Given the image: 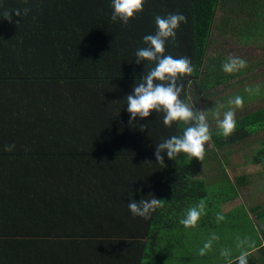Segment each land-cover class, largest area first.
I'll list each match as a JSON object with an SVG mask.
<instances>
[{
	"label": "trees",
	"instance_id": "1",
	"mask_svg": "<svg viewBox=\"0 0 264 264\" xmlns=\"http://www.w3.org/2000/svg\"><path fill=\"white\" fill-rule=\"evenodd\" d=\"M112 13V0H0V264H238L239 252L264 237L263 207L250 209L256 220L244 205L225 210L246 183L233 181L222 164L212 183L196 176L206 153L203 162L164 153L160 165L156 144L190 125L165 126L155 111L131 121L126 97L154 66L135 63L136 50L147 47L143 37L156 33L157 15L174 13L188 22L166 42L165 55L188 57L194 68L178 81L181 99L205 111L204 100L227 97L219 87L229 90L253 70L246 59L245 68L224 72L231 54L214 33L253 42L264 31V0H145L127 25L113 22ZM213 45L219 55L209 54ZM244 92V103L259 97ZM233 107L227 103L223 113ZM236 121L228 137L210 127L215 158L228 163L219 152L231 148L232 157L256 144L251 163L264 168V106ZM149 194L163 207L148 220L134 217L128 203ZM202 200L197 226L185 228L180 220ZM213 235L211 250L199 255ZM247 261L259 264L251 254Z\"/></svg>",
	"mask_w": 264,
	"mask_h": 264
},
{
	"label": "clouds",
	"instance_id": "2",
	"mask_svg": "<svg viewBox=\"0 0 264 264\" xmlns=\"http://www.w3.org/2000/svg\"><path fill=\"white\" fill-rule=\"evenodd\" d=\"M145 0H112L113 13L111 20L113 22H122L127 25L130 19L135 18L137 13L143 11ZM27 9L24 14H27ZM16 16H21L19 9L15 10ZM2 17L11 21L10 13H3ZM157 31L155 34L145 35L144 43L147 47L138 48L135 52V63L140 64L142 61L150 62L154 66L145 72L143 79L137 82L133 87V93L126 97L127 111L130 113L131 121L137 117L141 119L149 117L153 111L164 113L163 123L171 127L173 122H185L189 124L180 136H171L156 144L155 158L160 165L164 164V153L169 159H174L181 153L197 158L203 162L206 145L212 139L210 126L207 122L206 111H197L188 103L181 99L184 91L183 83H178L182 77L191 76L194 72L192 61L188 57L174 58L171 55H165L166 42L175 39L176 32L181 23L186 24L187 17L181 13L169 14L167 17L157 15L155 17ZM247 66V61L239 57H229L222 65L226 73L239 71ZM249 93L259 91L257 87L246 89ZM234 105L233 108L223 113V119H220L219 108L223 105L216 106L215 116L217 117L218 127L224 137L232 135L237 128L236 108H243L244 99L236 96L229 101ZM130 121V122H131ZM143 127L141 130H143ZM15 146H6V151H12ZM149 198L136 201L133 199L128 203V209L134 217H141L145 220L151 218L158 208L163 207V200L149 194ZM206 208L203 200L198 206L188 209L186 216L180 220L185 228H194L197 226L201 215ZM223 215H218L217 220L222 221ZM218 237L213 235L204 246L199 250V255L204 256L212 248V241ZM221 255L228 257L230 252L222 250ZM249 253H242L237 259L238 264H248L247 256Z\"/></svg>",
	"mask_w": 264,
	"mask_h": 264
},
{
	"label": "rangeland",
	"instance_id": "3",
	"mask_svg": "<svg viewBox=\"0 0 264 264\" xmlns=\"http://www.w3.org/2000/svg\"><path fill=\"white\" fill-rule=\"evenodd\" d=\"M226 14V12L221 11L218 15L217 23H221L222 16ZM262 24V23H260ZM263 27V26H262ZM260 27L256 32L261 34L258 36H255L257 38L253 42H247L243 39H240V41H234L233 38L229 37H221L219 33H214L215 37L214 40H216L218 43H221V46L223 45L227 50H224L226 52H229L232 56L239 57L242 59H249L248 60V66L251 67L253 71H250L248 73H244L242 76H240L237 79H234L230 82V89H227V86H220V91L226 92L227 97L224 99L220 98L217 100L215 98L204 100L203 105L205 106L206 115H211L212 121L214 125H218L217 118H215L212 115L213 111H216V106L218 105L217 102L219 101L223 107L219 108V112L221 116L220 119H223V110L224 107H227V103L229 104V101L233 99L238 95V92H241V90L252 88L255 90L257 87L259 88V91H253L251 94H255L256 96L259 94V97L261 96V92L264 91V31L263 28ZM236 42V43H235ZM219 45H213L210 49V55L215 56L219 55L220 52ZM248 67V68H249ZM243 69V68H242ZM237 92V93H236ZM247 92V93H246ZM244 92L243 94H246V97L249 96L248 91ZM244 99V95H242ZM257 97L256 100L247 101V103H244L243 108H237V110L240 112L236 118L242 116L244 112L246 111H254L259 107L264 106V97L259 98ZM194 98H191V101ZM216 100V101H215ZM215 101V102H214ZM195 102V101H194ZM201 102V101H200ZM218 102V103H219ZM196 103V102H195ZM226 105V106H225ZM195 108L198 107L197 104L194 105ZM230 108H228L229 110ZM213 110V111H212ZM227 110V111H228ZM209 125L212 127L213 125ZM213 125V126H214ZM263 137V135H262ZM258 138H253L250 142H255ZM256 144L252 145L251 147L247 148L245 145L243 147H236L241 148L238 149V153H235L234 156L231 157V148H226L224 150L225 154H222V152H219L223 157L228 156V163H222L220 162L219 157L215 158L214 152H213V144L211 141L207 142L206 147V155L207 158L203 162L204 167H200L199 165L195 168V174L198 177H201L205 179L208 183H212L215 178L222 175V173H218L217 168L220 164L224 166V169L226 171V174L229 175L231 178H233V181L235 178H240L243 183H246L243 185L240 190V197L235 200L234 202L228 204L224 207L225 210H230L238 205H244L247 210L256 206H263L264 205V168L261 165H253L252 159L254 157L253 150L256 148ZM229 153V154H227ZM230 155V156H229ZM238 166V167H234ZM213 190V189H212ZM214 191V190H213ZM212 191V192H213ZM264 207V206H263ZM263 210V208H262ZM250 217L254 220H256L255 213H251Z\"/></svg>",
	"mask_w": 264,
	"mask_h": 264
},
{
	"label": "crops",
	"instance_id": "4",
	"mask_svg": "<svg viewBox=\"0 0 264 264\" xmlns=\"http://www.w3.org/2000/svg\"><path fill=\"white\" fill-rule=\"evenodd\" d=\"M263 206H261V207H263ZM250 209H252V208H250ZM250 209H248L249 215L252 213V211H250ZM263 209H264V207H263ZM259 237H260L259 238V242H260L259 244L257 242L256 244L252 245L250 248L245 247L242 249L243 250L242 252L237 251V254L239 252V256H240L242 253L247 252V253L251 254V256L255 257V259L258 261L259 264H264V257L261 256V249L264 248V237L262 235H259ZM239 256H236V259ZM207 263H208V261L206 262V264ZM195 264H198V262H196ZM214 264H219V262L215 261Z\"/></svg>",
	"mask_w": 264,
	"mask_h": 264
}]
</instances>
